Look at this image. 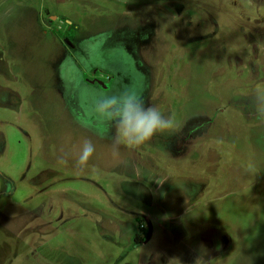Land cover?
<instances>
[{
    "label": "rangeland",
    "instance_id": "374dc122",
    "mask_svg": "<svg viewBox=\"0 0 264 264\" xmlns=\"http://www.w3.org/2000/svg\"><path fill=\"white\" fill-rule=\"evenodd\" d=\"M258 90L264 0H0V264H264ZM121 92L174 127L116 144Z\"/></svg>",
    "mask_w": 264,
    "mask_h": 264
},
{
    "label": "clouds",
    "instance_id": "9594fccd",
    "mask_svg": "<svg viewBox=\"0 0 264 264\" xmlns=\"http://www.w3.org/2000/svg\"><path fill=\"white\" fill-rule=\"evenodd\" d=\"M257 99L264 101V91H257ZM93 111L101 121L110 122L115 126L116 144L123 140L130 145H140L150 140L156 133L174 127L171 118L166 117L155 107L147 106L141 96L135 92L98 96L93 102ZM94 151L93 143L85 140L75 161L76 165L81 168L85 166ZM172 259L175 258L169 260ZM193 264H212L206 248L203 246L199 248V255L194 258Z\"/></svg>",
    "mask_w": 264,
    "mask_h": 264
},
{
    "label": "trees",
    "instance_id": "16d2710c",
    "mask_svg": "<svg viewBox=\"0 0 264 264\" xmlns=\"http://www.w3.org/2000/svg\"><path fill=\"white\" fill-rule=\"evenodd\" d=\"M70 41V40H69Z\"/></svg>",
    "mask_w": 264,
    "mask_h": 264
}]
</instances>
